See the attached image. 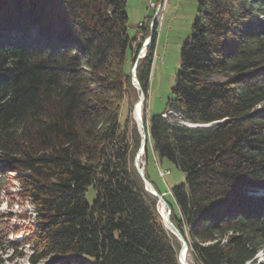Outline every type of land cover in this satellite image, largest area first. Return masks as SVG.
<instances>
[{
  "label": "trees",
  "instance_id": "obj_1",
  "mask_svg": "<svg viewBox=\"0 0 264 264\" xmlns=\"http://www.w3.org/2000/svg\"><path fill=\"white\" fill-rule=\"evenodd\" d=\"M140 28L142 91L127 0H0V188L14 179L35 210L23 227L0 215V247L29 246L31 264H181L134 165L143 93L144 153L186 182L166 193L145 175L195 264H264V0H197L174 98L152 117L157 24Z\"/></svg>",
  "mask_w": 264,
  "mask_h": 264
},
{
  "label": "rangeland",
  "instance_id": "obj_2",
  "mask_svg": "<svg viewBox=\"0 0 264 264\" xmlns=\"http://www.w3.org/2000/svg\"><path fill=\"white\" fill-rule=\"evenodd\" d=\"M150 2V0H127L128 31L131 36H137V43H143L142 48L150 37L145 39L146 30L139 26L142 22H144V26L151 25L154 9L150 7ZM196 17L197 0H167L163 21L157 25L158 38L147 100L148 117L160 115L166 110L168 102L174 98L173 87L176 82L177 72L180 69V51L182 45L193 35V24ZM150 43L151 40L147 43L146 49ZM142 48L139 55L143 51ZM141 96L142 93L139 95L138 101L141 100ZM144 99L141 101L142 110ZM261 108V106L258 107V109ZM129 117L136 123L133 110L129 112ZM138 150L134 153L135 159ZM140 159L144 168L147 163L149 178L160 191L170 193L171 189L186 182V172L166 159H159L152 150L148 154V159L145 153H143ZM263 193L264 191L260 190L252 194ZM96 197L97 191L95 187H89L86 192L88 203L92 205ZM157 209L161 214H165L166 212L165 207L160 203H158ZM9 214L11 216L10 223L17 224L20 227L27 225L35 216L34 206L25 195H21V188L14 179H11L10 183H4L0 188V215ZM7 219L5 218V220ZM24 236V231H20L18 235L12 234L9 239L10 241H20ZM19 254H23L24 256L19 257ZM30 254L31 248L29 246H22L15 250L6 242L0 247V264H31L29 262ZM256 258L258 262H264V249L258 252ZM187 260L191 264H195L193 256L189 251L187 253Z\"/></svg>",
  "mask_w": 264,
  "mask_h": 264
},
{
  "label": "water",
  "instance_id": "obj_3",
  "mask_svg": "<svg viewBox=\"0 0 264 264\" xmlns=\"http://www.w3.org/2000/svg\"><path fill=\"white\" fill-rule=\"evenodd\" d=\"M150 40H151V37L148 39V41L146 42V44L143 46L142 49H146L147 43ZM142 58H143V56H142V52H141V54L138 56V58L135 62V65H134V68L132 71V74H133L132 81H133L135 87L139 91H142V87H141V85H140V83L136 77V69H137L138 61ZM143 99H144V94L142 93L141 100H139L133 107L134 119L136 121V124H137V126L141 132V136H142L141 146L138 150V153H137L136 159H135V167H136L138 174L141 176V178L144 182L146 190L148 192H150L151 194H153L158 199V203H160L161 205H163L165 207V209H166L165 216H164V214H161L160 211L158 210L159 214L161 215L162 219L165 222V225L181 241V247H180V250L178 253L179 261L181 262V264H191L187 261V257H186L187 253H188V242L186 241L185 237L180 232V230L173 223V221L171 219V209H170L168 202L165 200L163 194H161L156 189V187L153 185V183L146 177L144 167L142 166V163H141L140 158L143 155V152L145 151V146H146V142H147V135L145 132L144 122H143L142 116L138 112V105ZM192 126H201V125H192ZM202 126H204V125H202Z\"/></svg>",
  "mask_w": 264,
  "mask_h": 264
},
{
  "label": "built area",
  "instance_id": "obj_4",
  "mask_svg": "<svg viewBox=\"0 0 264 264\" xmlns=\"http://www.w3.org/2000/svg\"><path fill=\"white\" fill-rule=\"evenodd\" d=\"M150 1H151L150 7L154 9V16L151 18L152 19L151 27H153L155 23H157L158 25L159 23L163 21V15H164V10L166 7L167 0H156V1L150 0ZM146 18H148V16H146ZM143 26H144V22L140 23L139 27H143Z\"/></svg>",
  "mask_w": 264,
  "mask_h": 264
},
{
  "label": "bare ground",
  "instance_id": "obj_5",
  "mask_svg": "<svg viewBox=\"0 0 264 264\" xmlns=\"http://www.w3.org/2000/svg\"><path fill=\"white\" fill-rule=\"evenodd\" d=\"M145 51H146V49H143V51H142V56H145ZM138 112L140 113V115L142 116V112H143V110H142V102H140L139 103V105H138ZM163 211V210H162ZM164 214V213H163ZM164 216H165V214H164ZM187 257V256H186ZM188 261V260H187ZM189 262V261H188ZM190 263V262H189Z\"/></svg>",
  "mask_w": 264,
  "mask_h": 264
}]
</instances>
